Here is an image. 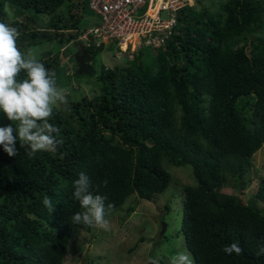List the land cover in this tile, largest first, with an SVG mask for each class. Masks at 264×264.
<instances>
[{
    "label": "trees",
    "instance_id": "16d2710c",
    "mask_svg": "<svg viewBox=\"0 0 264 264\" xmlns=\"http://www.w3.org/2000/svg\"><path fill=\"white\" fill-rule=\"evenodd\" d=\"M89 1L0 0V21L18 29L22 51L69 47L66 62L60 51L38 58L57 85L73 82L70 68L94 76L98 89L54 108L50 123L64 141L56 154L29 157L17 140L18 155L9 157L0 146V264H64L73 231L91 234L71 220L83 211L73 197L81 172L94 194L107 196V215L131 195L151 201L164 193L171 183L164 165L192 169L180 232L194 264H264V178L247 203L221 193L251 186L252 158L264 145V0H226L213 13L186 6L155 60L138 51L97 75L94 57L109 47L77 40ZM232 243L240 255L224 252Z\"/></svg>",
    "mask_w": 264,
    "mask_h": 264
},
{
    "label": "rangeland",
    "instance_id": "374dc122",
    "mask_svg": "<svg viewBox=\"0 0 264 264\" xmlns=\"http://www.w3.org/2000/svg\"><path fill=\"white\" fill-rule=\"evenodd\" d=\"M224 1L226 0H195L194 6L206 7L213 13L219 10L220 4ZM8 16L9 19L15 17V12L11 8L8 10ZM88 18H90L87 22L89 25L85 26L83 30L90 28L96 22L89 10L85 20ZM96 18L100 24V18L98 16ZM258 34L264 38V32ZM253 37L255 39L257 34H254ZM105 45L111 46L94 57L95 74L106 68L122 67L127 60H131L126 52L134 57L137 56L138 51H143L146 56L144 59L149 62L155 60L157 56L154 49L152 52L148 47L137 49L135 45H130L127 49L123 48L126 49L125 54L118 57L119 45L116 42ZM32 48L38 50V58L45 51L52 53L60 51L62 60L67 61L68 46L62 48L60 44L43 43ZM68 72L72 75L73 82L70 84L69 80L67 83L62 81L58 84L59 87L68 90V100L78 101L82 96L92 98L98 94L94 76L75 75L70 68ZM79 85L80 88L77 90ZM9 124H13V122L9 121L6 115L0 111V127ZM13 127H15L14 124ZM13 135L15 136L16 133L14 132ZM164 168L171 176V183L164 193L156 195L151 201L138 199L136 195L129 196L122 206L106 215L110 220V229L107 231L97 228L94 233L91 231V234L73 231L64 264H145L148 263L150 257L157 256L160 258V262L170 264L171 257L178 251L189 253L180 227L184 201L183 189L196 184L192 169L190 166L174 167L170 165H164ZM249 178L251 186L242 194L230 186L222 188L221 193L237 195L243 199L244 203H247L251 193L256 191L260 180L264 178V145L252 158ZM258 207L262 208L264 205L260 203ZM162 223L166 225L163 234Z\"/></svg>",
    "mask_w": 264,
    "mask_h": 264
},
{
    "label": "clouds",
    "instance_id": "9594fccd",
    "mask_svg": "<svg viewBox=\"0 0 264 264\" xmlns=\"http://www.w3.org/2000/svg\"><path fill=\"white\" fill-rule=\"evenodd\" d=\"M19 35L17 28L0 21V111L15 125L0 127V146L9 157L18 155L17 140L29 157L39 151L56 154L64 141L59 127L50 123V119L54 108L60 105L67 108L68 90L57 85L55 71L47 69L38 59L36 48L21 50L17 43ZM22 72L24 77L20 78ZM107 183L105 180L104 184ZM73 197L83 211L72 215V224L110 229V220L106 217L107 196L94 194L90 179L83 172L74 182ZM43 205L53 211L52 198L45 196ZM224 252L240 255L243 249L238 243H232L224 247ZM148 264H160V258L150 257ZM170 264H194V261L190 253L178 251Z\"/></svg>",
    "mask_w": 264,
    "mask_h": 264
},
{
    "label": "built area",
    "instance_id": "2783aa9c",
    "mask_svg": "<svg viewBox=\"0 0 264 264\" xmlns=\"http://www.w3.org/2000/svg\"><path fill=\"white\" fill-rule=\"evenodd\" d=\"M193 5L194 0H90L88 8L101 22L84 30L77 40L95 48L116 42L118 57L130 45L155 51L173 34L179 11Z\"/></svg>",
    "mask_w": 264,
    "mask_h": 264
},
{
    "label": "crops",
    "instance_id": "0c3cea01",
    "mask_svg": "<svg viewBox=\"0 0 264 264\" xmlns=\"http://www.w3.org/2000/svg\"><path fill=\"white\" fill-rule=\"evenodd\" d=\"M90 11V10H89ZM92 14V16L94 17V19L96 20V22H94V24L92 25V26H94L95 24H98V21H97V16H95L93 13H91ZM89 19L90 18H88V20H85V22H84V24L87 26V25H89V23H87L88 21H89ZM91 26V27H92ZM109 48H110V45L108 46Z\"/></svg>",
    "mask_w": 264,
    "mask_h": 264
},
{
    "label": "water",
    "instance_id": "95a60500",
    "mask_svg": "<svg viewBox=\"0 0 264 264\" xmlns=\"http://www.w3.org/2000/svg\"><path fill=\"white\" fill-rule=\"evenodd\" d=\"M165 224L164 223H162V227H163V229H162V234H163V232H164V229H165ZM94 227H91V231L94 233Z\"/></svg>",
    "mask_w": 264,
    "mask_h": 264
},
{
    "label": "bare ground",
    "instance_id": "6f19581e",
    "mask_svg": "<svg viewBox=\"0 0 264 264\" xmlns=\"http://www.w3.org/2000/svg\"><path fill=\"white\" fill-rule=\"evenodd\" d=\"M151 50V49H150ZM170 123V122H169ZM246 135V134H245Z\"/></svg>",
    "mask_w": 264,
    "mask_h": 264
}]
</instances>
